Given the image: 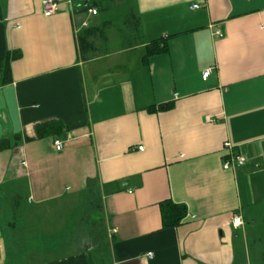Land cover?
<instances>
[{
	"label": "crops",
	"instance_id": "0c3cea01",
	"mask_svg": "<svg viewBox=\"0 0 264 264\" xmlns=\"http://www.w3.org/2000/svg\"><path fill=\"white\" fill-rule=\"evenodd\" d=\"M55 1L45 16L43 0H0V264H94L87 246L58 250L77 236L46 211L84 194L107 264H264V0H122L132 44L84 53L78 33L107 19ZM225 141L243 165L222 168ZM163 201L186 206L178 225L163 227ZM21 207L40 224H17Z\"/></svg>",
	"mask_w": 264,
	"mask_h": 264
},
{
	"label": "rangeland",
	"instance_id": "374dc122",
	"mask_svg": "<svg viewBox=\"0 0 264 264\" xmlns=\"http://www.w3.org/2000/svg\"><path fill=\"white\" fill-rule=\"evenodd\" d=\"M129 7L130 5L126 3L123 4L122 0H113L110 11L102 12L98 9V13L107 19L106 21L108 22L106 25L101 26L103 28V30H101L103 37L98 32L97 35H100L99 38L89 39L92 43L91 47L99 45L104 41L103 38L107 39L106 46L112 48H118L121 45L126 47L132 44L129 42L131 41L129 39L132 35L128 32L125 22L126 17L131 13L129 12ZM106 26L108 27L106 28ZM135 44L136 38L133 45ZM55 204V207H48L46 211L48 212L52 210V208L55 209L53 212L54 224L56 229L59 230L61 239L63 240L69 239L70 236L74 237V231H76L77 227L79 229H88L93 221H98L102 218L101 212L97 207L96 197L88 194L68 197ZM17 210V213L13 216L17 224L20 222L26 224L31 223L30 227H32L36 221L40 224L41 220H36L39 216L44 217V215L37 213V210L35 212H25V209L22 207ZM70 247H76V243L73 242L72 246L68 243H62L60 247H58V250L64 252Z\"/></svg>",
	"mask_w": 264,
	"mask_h": 264
},
{
	"label": "trees",
	"instance_id": "16d2710c",
	"mask_svg": "<svg viewBox=\"0 0 264 264\" xmlns=\"http://www.w3.org/2000/svg\"><path fill=\"white\" fill-rule=\"evenodd\" d=\"M113 0H81L82 8L84 9H95L96 13L99 11L108 12L111 9V4ZM108 21H104L103 25H106ZM128 28V32L131 35L138 33L139 21L135 14L132 12L126 17L125 20ZM108 26H106L107 28ZM105 28V29H106ZM103 30L99 26H91L81 30L78 33V43L79 48L84 53L89 46L92 45L90 38H96L98 30ZM163 38L154 40L145 47V57L164 51ZM0 76L3 83L10 81V69H9V59L8 56L4 61H0ZM172 104L160 105L159 109H168ZM61 129V126L57 123L54 128ZM4 140L0 142V148H2ZM162 225L163 227H173L179 224L180 220L186 214V206L180 203H173L170 201H163L160 203ZM102 219L98 221H93L89 228L79 229L76 228V246L79 251L83 250V247L91 252L93 255L94 264H107L108 263V246L105 240V232L101 224ZM255 245V244H254ZM256 247V246H255ZM258 256V252L255 253ZM254 257V254H253ZM254 260V259H253ZM256 261V260H254Z\"/></svg>",
	"mask_w": 264,
	"mask_h": 264
},
{
	"label": "built area",
	"instance_id": "2783aa9c",
	"mask_svg": "<svg viewBox=\"0 0 264 264\" xmlns=\"http://www.w3.org/2000/svg\"><path fill=\"white\" fill-rule=\"evenodd\" d=\"M193 8L197 7V5H193L192 6ZM59 9V4L57 1L55 0H43V14L45 16H50L54 13H56ZM88 12H90L91 14H96V11L95 9H88ZM212 28V31H213V34L221 37L223 35V33L215 28L214 26H211ZM210 73V68L204 70L202 72V78L203 79H206L207 76L209 75ZM62 142L60 139H55L53 140V146L56 148V149H61L62 148ZM139 149H142L141 146L138 147ZM223 154H222V160H221V163H222V168L223 169H232V168H235L237 166H241L243 165L245 162H246V156H244L243 154H240V153H234L232 154L231 153V145L228 141H225L223 143ZM242 224V218H241V215L238 214V213H234L231 217V225L233 227H238ZM152 254L150 252L147 253V256H151Z\"/></svg>",
	"mask_w": 264,
	"mask_h": 264
},
{
	"label": "water",
	"instance_id": "95a60500",
	"mask_svg": "<svg viewBox=\"0 0 264 264\" xmlns=\"http://www.w3.org/2000/svg\"><path fill=\"white\" fill-rule=\"evenodd\" d=\"M1 77V76H0Z\"/></svg>",
	"mask_w": 264,
	"mask_h": 264
}]
</instances>
